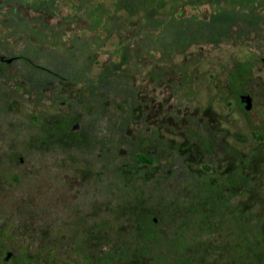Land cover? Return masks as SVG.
I'll return each mask as SVG.
<instances>
[{"label": "rangeland", "instance_id": "1", "mask_svg": "<svg viewBox=\"0 0 264 264\" xmlns=\"http://www.w3.org/2000/svg\"><path fill=\"white\" fill-rule=\"evenodd\" d=\"M19 2L0 0V55L14 58L0 62L1 252L83 264L74 239L97 258L111 242L100 258L115 264H180L207 244H224L225 262L264 252V0H222L213 18L207 4L178 11L195 24L153 20L157 48L142 40L134 61L119 60L113 33L90 18L70 26L67 10L26 13ZM240 63L251 68L236 88L249 109L228 87ZM52 121L75 126L68 144H41ZM142 151L155 162L137 164ZM228 171L249 175L252 192L226 204L210 190Z\"/></svg>", "mask_w": 264, "mask_h": 264}, {"label": "trees", "instance_id": "2", "mask_svg": "<svg viewBox=\"0 0 264 264\" xmlns=\"http://www.w3.org/2000/svg\"><path fill=\"white\" fill-rule=\"evenodd\" d=\"M16 2L21 1V7L26 13L28 11H34L37 14H44L46 11L50 12H59L60 10L64 9L67 10L66 14L71 21L68 19L65 20L67 25L70 23H81L86 17L90 18V27H98L105 30L110 31L113 33L111 36L114 37L116 40L114 42V49L113 54L118 57L119 60H129L133 59V61L137 57V52H142L138 45L141 43L142 40L145 41L146 50L151 49V44L153 45L152 48H157V37H156V30H151L153 28H160L164 25L166 28V24L168 22L171 23L170 26L173 24H181L182 22L188 20L192 22L191 19H195L196 17L193 15L180 18L178 11H184V7H191L195 8L196 5H203L207 4L212 9L210 15L212 18L219 14L222 7L221 2L222 0H15ZM64 1H66L64 3ZM107 1V4H106ZM20 3V2H19ZM62 13V12H61ZM176 13V16H175ZM80 17V18H79ZM155 20L156 27H152V22ZM184 20V21H183ZM63 20V17L61 19ZM60 21V22H61ZM202 21H198L200 23ZM63 23V22H62ZM193 23V22H192ZM195 24V23H193ZM90 28V29H92ZM60 29V28H58ZM155 31V33H153ZM54 33V31H53ZM150 33V36H148ZM161 33H158L157 36H160ZM242 36L245 34H241ZM156 37V38H155ZM191 39V38H189ZM214 39L206 40L204 37H200L197 42H210ZM196 42V43H197ZM174 42L170 43L173 44ZM188 43V41H187ZM195 44V43H193ZM181 43L178 45H174L175 48H180ZM139 50V51H137ZM144 50V51H146ZM137 51V52H136ZM179 51V50H177ZM136 53V54H135ZM134 54V55H133ZM134 63V62H132ZM251 73L250 66L240 63L234 70V73H231L228 77V87L232 89L236 94V97L239 98V95L243 93L242 91H237L236 88H239V85H245V78ZM241 107V106H240ZM243 108V107H242ZM47 128V135L42 138V143H50L53 141L54 143L65 142L64 145L68 144L67 141H62L61 139L66 137L69 138L71 135L69 132L71 129L69 128L68 124L60 121H52L46 125ZM56 134L55 138H51V135ZM253 134V133H252ZM50 137V138H49ZM69 142V141H68ZM61 144V143H60ZM62 145V144H61ZM63 146V145H62ZM206 149V148H205ZM212 147L206 149L209 152L211 151ZM135 161L137 164L148 165L153 164L155 162V158H152L146 154V152H137L134 155ZM204 169L206 171H210L211 168L208 165H204ZM232 171H228L222 175L221 178H218L214 182L211 183L212 186L215 187L214 191L217 194L218 192L221 195H224L222 199L227 204V196H247L249 192H252V188H250L247 184H242L246 182V179L249 175L242 176L238 181L233 176ZM253 178V177H252ZM254 179V178H253ZM206 181L203 182V186L207 187ZM242 184V190H239L236 185ZM206 185V186H205ZM241 186V185H240ZM247 188V189H246ZM250 188V190L248 189ZM232 192V194L230 193ZM255 195V194H254ZM257 196H255L256 198ZM228 206V205H227ZM244 213V212H243ZM245 214V213H244ZM246 215V214H245ZM150 211H146L143 213V216H137L134 218V223L140 226V228H144L146 223L140 221L142 219H149ZM174 218H170L165 222L172 225V220ZM98 228V227H97ZM264 231V230H263ZM264 237V233L260 234V237ZM108 244L107 246H105ZM49 246V245H48ZM50 247V246H49ZM48 247V248H49ZM108 247H113L111 242H104L101 246L100 256L104 255L109 251ZM223 251H227L224 244L223 245H211L207 244L204 246L202 251H198L199 255L195 256L194 254H190L191 259L190 261H182L180 264H264V252L259 253L254 259L250 260H241L238 261L235 257H228L227 261L225 262L224 255H222ZM6 251L0 253L4 254ZM49 254L55 255L60 253V248L56 250L49 249ZM24 255V259L20 260V264H37V260H29L27 256ZM189 255V256H190ZM100 256L97 258L94 256L92 259H86L83 261V264H115L116 259L109 258L108 260H102ZM103 258V257H102Z\"/></svg>", "mask_w": 264, "mask_h": 264}, {"label": "flooded vegetation", "instance_id": "3", "mask_svg": "<svg viewBox=\"0 0 264 264\" xmlns=\"http://www.w3.org/2000/svg\"><path fill=\"white\" fill-rule=\"evenodd\" d=\"M0 57L2 58L0 60V62H3V63H6L5 60H7V59H10L11 61L9 63H11L13 61L12 59H14V58H4L2 55H0ZM9 63H6V64H9ZM73 128H75L74 125L72 127H70V129H73ZM19 161L21 162L22 160L19 159ZM87 225H89V224H87ZM96 230H97L96 223H91L88 227H86V226L84 227L83 235H86V237H87L89 234L90 235L95 234V233H97ZM76 234H78V232H76ZM60 238L63 239V235ZM75 240L76 239H74L73 242H71V244H73L72 245V247H73V254H75V256L80 257L83 260H86V259L89 260V259H92L95 256V255H89L88 253H85L86 251L85 252L79 251V249L76 248V242H75ZM1 253H0V255L3 256V254H1ZM82 253H84V254H82ZM23 254H24L23 251H19L17 254L12 255V257H11L10 256L11 253L8 252V251H6L4 253V256H3L2 259H3V261H5L10 256L9 258L12 259V262H13L12 264H20L19 261L22 260V259H24V255ZM60 254H62V252H60L59 255ZM27 264H29V263H27Z\"/></svg>", "mask_w": 264, "mask_h": 264}, {"label": "water", "instance_id": "4", "mask_svg": "<svg viewBox=\"0 0 264 264\" xmlns=\"http://www.w3.org/2000/svg\"><path fill=\"white\" fill-rule=\"evenodd\" d=\"M2 58L0 57V60ZM11 60L10 59H7L5 60L6 63H9ZM239 101H240V105L241 107L245 108V109H249L250 106H251V99L249 97V95L245 94V93H241L239 95Z\"/></svg>", "mask_w": 264, "mask_h": 264}]
</instances>
